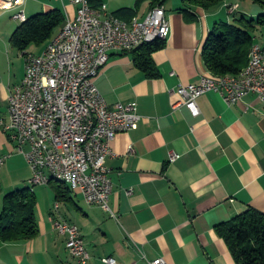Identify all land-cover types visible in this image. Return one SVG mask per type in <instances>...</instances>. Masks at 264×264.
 Masks as SVG:
<instances>
[{
  "label": "crops",
  "instance_id": "obj_1",
  "mask_svg": "<svg viewBox=\"0 0 264 264\" xmlns=\"http://www.w3.org/2000/svg\"><path fill=\"white\" fill-rule=\"evenodd\" d=\"M91 1L98 9L106 5L111 14L133 9L137 2ZM225 3L238 9L230 14L224 5L196 8L190 11L196 16L193 22L178 11L181 0L164 5L170 36L151 56L159 73L155 79L135 67L131 51L110 52L96 78L97 89L110 107L136 103L140 116L136 130L116 135L111 143L114 156L105 159L113 184L110 212L87 204L77 191L58 199L56 182L37 186L33 191L37 236L0 245V264H78L55 221L78 228L90 256L88 264H105L102 259L107 257L116 264H151L159 258L166 264H235L215 227L249 209L264 214V104L249 94L229 106L218 93L208 92L197 99L196 117L184 105L174 106L179 86L211 77L202 60L204 42L219 23H230L234 14H242L236 0ZM19 9L27 19L60 10L64 23L74 21L77 12L70 0H23ZM150 10L144 1L133 18L143 19ZM16 11L0 14L4 124L9 123V95L25 73L24 53L10 43L20 26L12 17ZM243 11L252 18L259 13L250 5ZM253 37L264 48V26ZM47 43L26 51L38 55ZM16 146L11 133L0 127V157L9 156L0 169V212L6 194L30 186L32 172ZM172 153L179 156L173 163Z\"/></svg>",
  "mask_w": 264,
  "mask_h": 264
},
{
  "label": "built area",
  "instance_id": "obj_2",
  "mask_svg": "<svg viewBox=\"0 0 264 264\" xmlns=\"http://www.w3.org/2000/svg\"><path fill=\"white\" fill-rule=\"evenodd\" d=\"M70 1L77 7L75 20L64 23L44 53L24 52V77L9 95V123L0 119V127L11 133L16 151L25 158L34 188L49 185L40 165V158H48L49 168L70 177L87 204L110 212L113 184L105 159L114 156L111 143L116 135L136 130L140 116L133 102L110 107L95 81L110 52L133 51L154 35L168 39L170 24L163 6L151 9L143 19L126 22L109 13L106 5L96 10L89 0ZM22 3L2 8L0 0V10H17L12 17L18 22L26 18L19 9ZM250 52L245 83H217L203 76L197 84L177 88L179 100L174 106L184 105L196 117L197 99L208 92L218 93L229 106L249 94L264 104V48L254 43ZM8 157H0V169ZM178 157L172 153L169 162ZM54 227L67 236L66 248L77 263L88 264L90 256L78 228L64 221H55ZM102 262L116 264L111 257ZM151 264L166 262L159 258Z\"/></svg>",
  "mask_w": 264,
  "mask_h": 264
},
{
  "label": "trees",
  "instance_id": "obj_3",
  "mask_svg": "<svg viewBox=\"0 0 264 264\" xmlns=\"http://www.w3.org/2000/svg\"><path fill=\"white\" fill-rule=\"evenodd\" d=\"M147 1L150 9L161 7L171 0H137L133 9L123 8L113 14L116 18L130 22L136 16L139 5ZM226 0H181L179 12L186 14V21L196 20L190 11L201 8L212 10L226 5ZM237 2L245 0H236ZM264 8V0H251ZM93 9L95 3L89 0ZM60 10H51L32 16L12 34L10 43L24 53L31 46H42L50 41L64 25ZM264 26V13L256 18L234 14L230 23H219L209 33L202 48V60L211 77L236 76L248 64V56L254 44V32ZM165 42L144 44L133 51L135 67L147 78L155 79L159 73L152 61V54L164 47ZM53 187L57 198L63 199L70 189L59 181ZM49 183V184H50ZM36 200L29 188L15 190L3 198L0 212V245L17 243L35 238L38 233L35 218ZM217 235L226 244L235 264H264V214L249 209L215 227Z\"/></svg>",
  "mask_w": 264,
  "mask_h": 264
},
{
  "label": "bare ground",
  "instance_id": "obj_4",
  "mask_svg": "<svg viewBox=\"0 0 264 264\" xmlns=\"http://www.w3.org/2000/svg\"><path fill=\"white\" fill-rule=\"evenodd\" d=\"M22 0H1V7L2 8H10L12 5H17ZM2 13V10H0V14ZM27 18H22L21 21H18L19 23H24ZM57 37V34L52 38L55 39ZM167 39L165 35H154L152 37H149L146 40H141L140 44H137V46L134 47L136 49L137 47L144 45V44H150L153 42H164ZM49 42L47 43L45 49L41 52L44 53L46 49H48ZM248 64L247 66L242 70V72L236 76H222V77H207L208 79H212V81H215L217 83H226L228 81L230 84H243L246 82V75L245 73L250 70L251 66V52L248 56ZM40 165H41V172L45 173V180L46 183H50L51 180L53 181H59L65 184L70 190H74V185L71 181L70 177L62 176L61 174H58L54 172V168H49V160L48 158H40ZM29 190L31 192L34 191V184L29 183Z\"/></svg>",
  "mask_w": 264,
  "mask_h": 264
},
{
  "label": "rangeland",
  "instance_id": "obj_5",
  "mask_svg": "<svg viewBox=\"0 0 264 264\" xmlns=\"http://www.w3.org/2000/svg\"><path fill=\"white\" fill-rule=\"evenodd\" d=\"M239 4L241 5V12L242 14H245L246 16L249 17V13H245L243 10H245V5H250L251 7H254L255 9H259V13L257 15H255L253 18H256L258 15L263 14L264 13V8H262L260 5L255 4L254 2L250 1V0H245V1H241L239 2ZM227 5V4H226ZM231 8V9H230ZM238 9L237 5H228L227 6V10L230 14L236 12V10ZM233 11V12H232Z\"/></svg>",
  "mask_w": 264,
  "mask_h": 264
}]
</instances>
